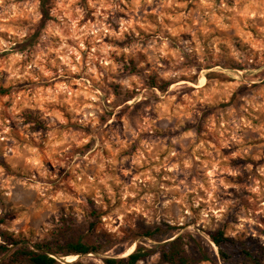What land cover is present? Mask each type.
Returning <instances> with one entry per match:
<instances>
[{
	"label": "rangeland",
	"instance_id": "374dc122",
	"mask_svg": "<svg viewBox=\"0 0 264 264\" xmlns=\"http://www.w3.org/2000/svg\"><path fill=\"white\" fill-rule=\"evenodd\" d=\"M47 6L30 45L39 0H0V240L107 248L41 249L59 264L141 244L137 264H166L158 245L217 254L223 229L264 264V0Z\"/></svg>",
	"mask_w": 264,
	"mask_h": 264
},
{
	"label": "trees",
	"instance_id": "16d2710c",
	"mask_svg": "<svg viewBox=\"0 0 264 264\" xmlns=\"http://www.w3.org/2000/svg\"><path fill=\"white\" fill-rule=\"evenodd\" d=\"M48 1L39 0L42 17L34 27V33L25 40L30 45L38 41L45 23L49 19ZM2 93H6V90H2ZM159 233L162 232L161 228L158 227L155 230L145 232V236L149 239H158ZM208 236L210 241L217 247V254L214 252L213 254H208L207 250L202 246H196L198 249L200 248L198 251L193 250L191 245H187L184 235H180L168 243L158 245L155 250L159 252L161 262L166 264H198L201 261H210L215 264H220L221 262L223 264H234L231 250H236L243 256L242 260L236 262V264H261L260 254L255 250L253 245L232 240L225 235L223 229L209 231ZM2 238L3 240H0V255H6L9 262L24 260L29 264H59V261L55 257L42 251V248L52 252L54 255L61 256L103 252L107 249L105 246H95L83 241H69L64 245L56 246L50 243H42L36 244V248H32L26 243L14 240V238L5 233L2 234ZM151 252L148 249H144L141 244H137L134 249L132 246L122 257H103L102 261L104 264H137L138 261L145 258Z\"/></svg>",
	"mask_w": 264,
	"mask_h": 264
}]
</instances>
